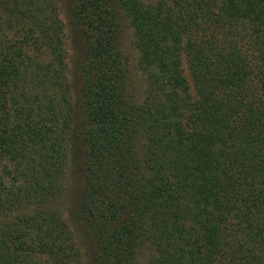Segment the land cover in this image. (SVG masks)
<instances>
[{"label":"trees","instance_id":"16d2710c","mask_svg":"<svg viewBox=\"0 0 264 264\" xmlns=\"http://www.w3.org/2000/svg\"><path fill=\"white\" fill-rule=\"evenodd\" d=\"M59 1L0 0V264H264V0H65L71 81Z\"/></svg>","mask_w":264,"mask_h":264},{"label":"rangeland","instance_id":"374dc122","mask_svg":"<svg viewBox=\"0 0 264 264\" xmlns=\"http://www.w3.org/2000/svg\"><path fill=\"white\" fill-rule=\"evenodd\" d=\"M59 2L61 6V18L64 23L65 47L68 63L67 74L71 81L73 79V71L77 67L82 49L79 41L73 39L71 32L69 31L68 22L65 18V0H60ZM119 37L120 48L127 57L128 90L132 98L140 100L144 90V78L137 69V52L132 43V32L125 22L121 25ZM82 155V147L79 144L71 147L65 167L63 192L57 203L61 216L67 220L68 227L75 236H78L79 233L76 229L74 218L71 216V212L72 206H74L77 196L81 191L80 187L82 185L83 170ZM82 264H88V259L85 256L82 258Z\"/></svg>","mask_w":264,"mask_h":264}]
</instances>
